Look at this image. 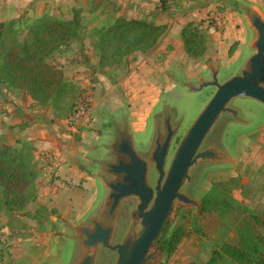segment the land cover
Returning <instances> with one entry per match:
<instances>
[{
  "label": "rangeland",
  "instance_id": "1",
  "mask_svg": "<svg viewBox=\"0 0 264 264\" xmlns=\"http://www.w3.org/2000/svg\"><path fill=\"white\" fill-rule=\"evenodd\" d=\"M213 1L216 0H79L73 8L63 11L54 8L49 11L53 16L49 17L57 21L67 22L74 15L79 18L75 36L47 59L49 65L64 71L67 83L76 87L75 104L79 103L82 95L88 93L92 95V99L95 95L102 98L106 85L115 86L124 78L131 77L132 72L139 71L148 58L163 62L170 55L175 57L172 61L176 66L166 69L170 73L168 76L171 81L166 83L152 117L145 120L146 122L141 120L144 131L130 129L134 151L148 164L147 177L151 186H154L157 174L150 162V155L157 133L162 137L165 135V118L169 117L171 127L176 129L166 160V170L180 140L215 93L213 87L196 92L188 87L197 89L202 81L199 79H203V82L211 81L213 75L206 66L215 71L218 84L226 82L245 69L252 53L245 44L239 59L234 60L225 56L227 47L226 50L222 49L218 62L214 60L219 47L227 44L223 34L226 24L235 22V19L227 15V7L236 9L239 14L236 17L242 18L248 35L246 42L249 41L250 31L246 24L247 8L243 4L234 8L232 3L228 2L227 5L225 0L222 2L226 6L224 3L218 6ZM209 7V12L203 10ZM34 13L33 10L31 14L34 16ZM118 18L151 23L161 27L162 34L157 44L147 52H134L116 64L103 66L100 64L99 52L95 49L98 33L113 25ZM33 21L35 20H31L21 11L17 19L0 23L12 27L5 29V42L9 44L7 46H14L10 38L19 44L23 43L27 29ZM188 23L197 26L205 38L206 50L198 59L189 58L183 47H176L181 41L180 31ZM234 27L240 28L239 24ZM229 36L231 34L227 38ZM147 66L150 69L159 67ZM137 74L142 77V73ZM100 79L104 84L99 87L93 88L89 83L84 84L85 81L95 84ZM19 93L26 96L21 91L0 86V117L7 111L5 107L8 101H12L8 96ZM33 102L52 111L49 105ZM229 107L236 112L235 117L221 115L200 150H213L221 158L198 161L190 169L189 182L181 189L184 195L197 202L198 208L176 203L165 228L164 234L167 237L177 228H183L186 236L169 258L165 253H159L157 244L154 243L150 253L156 255L146 264H206L215 250L223 245L238 246L242 240L247 245L252 240L257 242L258 247L263 249L261 256L264 257V105L251 99L236 98L230 102ZM126 114L125 108L113 114L105 111L100 114L104 123L101 127L103 135L95 142V150L89 153V157L104 158L97 170L103 186L97 182V200L89 216L82 220H70L67 225L61 218L60 211L44 207L41 203H33L35 201L20 212L2 211L0 264H79L88 250L82 245L84 237L77 230L91 228L89 222L94 217L105 226L113 225L112 245L122 242L133 223L130 213L135 209L136 201L124 200L112 221L104 218L109 194L104 182L113 181L115 177L106 172L103 163H114L116 160L112 154V145L118 132L127 128ZM3 134L1 130L0 144L4 142L1 138L4 137ZM106 146L108 152L104 150ZM31 155L33 157L32 152ZM34 165L36 167L35 162ZM40 173L41 176L48 175L43 167ZM55 174L48 175L50 180H53ZM40 175L37 174V177ZM207 195H212L214 199L208 208L202 203ZM139 228L135 225L134 231L138 232ZM47 249L52 255L45 253ZM115 261L114 252L100 246L96 248L93 264H115ZM217 264L235 263L223 257Z\"/></svg>",
  "mask_w": 264,
  "mask_h": 264
},
{
  "label": "crops",
  "instance_id": "2",
  "mask_svg": "<svg viewBox=\"0 0 264 264\" xmlns=\"http://www.w3.org/2000/svg\"><path fill=\"white\" fill-rule=\"evenodd\" d=\"M222 1L224 0L213 2L219 6L224 3ZM225 1L227 5H229L228 2L232 3L234 8L243 4L247 9L255 11L264 20V0ZM78 2L79 0H0V23L17 19L21 11L31 20L51 17L50 10L58 8L63 11L75 7ZM210 8L203 10L209 12ZM230 8L231 6L227 7V15L235 19V22L226 24L224 28L223 34L226 38L224 40L227 44L223 45L224 47H219L214 59L216 62L223 52L222 49L226 50L227 47L225 56L234 60L239 59L241 49L245 44L252 50L251 55L254 53L252 48L256 39L254 30L246 20L250 31L249 41L246 42L248 35L242 18L236 17L239 15L236 13V9ZM33 10L35 11L34 16L31 14ZM237 24L240 28L234 27ZM228 34L231 36L227 38ZM176 47L182 49L181 41ZM231 47H234V51L232 55H229L228 52ZM174 58L170 55L163 62L153 58L146 59L141 69L133 71L131 77L124 78L123 82H118L119 84L115 86L106 85V92L102 98H97L95 95L92 99V95L88 93L90 98L89 110L86 117L78 124L56 118L51 110L35 105L29 97L22 93L8 96L9 100L12 101H8V105L5 107L7 111H4L0 117V132L2 130L4 133V137H1L4 139L2 143L15 148L21 144L31 147L36 164L35 171L38 175L41 174L40 169L43 167L42 154H53L58 162L53 180H50L46 174L37 177V198L33 203H41L44 207L57 209L67 225L71 221L82 220L89 216L97 200V182L103 186L101 178L97 175V170L104 158L89 157V153L95 150V142L103 135L101 127L104 123L100 116L101 112L113 114V112L125 108L127 109L126 127L129 134H131L130 129L144 131L141 120L145 121L152 117L153 109L156 107L166 83L171 81L168 76L170 73L166 69L176 66L172 61ZM147 65H153L154 68L159 65V67L150 69ZM205 68L210 71L208 66ZM62 72L64 73V71ZM137 73H142V77ZM64 78L66 79L65 73ZM101 80L95 84L85 81L84 84L89 83L93 88L99 87L104 84ZM201 80L203 81V79H199V81ZM104 150L108 152L107 146ZM45 251V253L52 255L48 249Z\"/></svg>",
  "mask_w": 264,
  "mask_h": 264
},
{
  "label": "water",
  "instance_id": "3",
  "mask_svg": "<svg viewBox=\"0 0 264 264\" xmlns=\"http://www.w3.org/2000/svg\"><path fill=\"white\" fill-rule=\"evenodd\" d=\"M246 19L256 35L252 46L254 53L245 69L226 82L218 84L215 71L210 69L213 75L211 81H201L197 89L188 87L194 92L213 87L215 93L180 140L166 170L168 151L176 129H172L170 118H165L166 134L162 137L157 133L150 155V162L157 174L154 188L148 183L147 162L133 149L131 134L127 128L118 132L112 145L116 160L114 163H103L106 172L115 177L113 181L104 182L109 190L104 218L112 221L124 200L136 198L138 204L131 213L133 223L122 242L114 245L111 244L113 225L105 226L94 217L89 222L91 228H79L78 233L84 237L82 245L88 250L79 264H93L98 246L116 254L115 264H145L151 259L150 249L170 220L175 204L198 208L197 202L184 195L181 189L189 182L190 169L198 161L221 158L213 150L200 151L213 126L223 114L235 117L236 112L229 107L233 99L247 98L264 105V20L250 9L246 11ZM137 222L140 228L135 232Z\"/></svg>",
  "mask_w": 264,
  "mask_h": 264
},
{
  "label": "trees",
  "instance_id": "4",
  "mask_svg": "<svg viewBox=\"0 0 264 264\" xmlns=\"http://www.w3.org/2000/svg\"><path fill=\"white\" fill-rule=\"evenodd\" d=\"M78 19V15H74L67 22L50 17L35 20L28 27L23 43L10 38L14 45L10 47L5 42V29L12 27L0 24V86L21 91L38 104L49 105L56 118L69 120L78 105L75 104L76 87L67 83L63 72L49 65L47 59L75 36ZM161 34L162 28L151 23L118 18L98 33L95 49L99 52L100 64L113 65L128 54L147 52L157 44ZM180 40L189 58L198 59L205 53L204 35L192 23L181 29ZM233 51L234 47H231L229 55ZM31 152L32 148L26 144L19 148L0 144V213L23 211L36 200L37 173ZM213 200L212 195H207L202 203L208 208ZM168 223L154 243L157 251L169 258L186 236V231L177 228L167 237L164 233ZM243 241L238 246L223 245L213 252L206 264H217L223 257L235 264H264L263 249L258 243L252 240L247 245L244 241V246Z\"/></svg>",
  "mask_w": 264,
  "mask_h": 264
},
{
  "label": "built area",
  "instance_id": "5",
  "mask_svg": "<svg viewBox=\"0 0 264 264\" xmlns=\"http://www.w3.org/2000/svg\"><path fill=\"white\" fill-rule=\"evenodd\" d=\"M90 106L89 94L82 95L75 111L71 115L69 122L72 124H78L81 120L86 117ZM42 166L48 175L53 174L58 167L57 158L55 155L50 153H44L41 156Z\"/></svg>",
  "mask_w": 264,
  "mask_h": 264
},
{
  "label": "flooded vegetation",
  "instance_id": "6",
  "mask_svg": "<svg viewBox=\"0 0 264 264\" xmlns=\"http://www.w3.org/2000/svg\"><path fill=\"white\" fill-rule=\"evenodd\" d=\"M228 115H231V114H228ZM231 116H233V115H231ZM173 129V128H172ZM175 129V128H174ZM165 134H166V131H165ZM173 139V138H172ZM172 141V140H171ZM170 146H171V143H170ZM170 149V148H169ZM168 154H169V151H168ZM168 157V156H167ZM171 161V160H170ZM147 179H148V177H147ZM156 180H157V177H156ZM156 180H155V183H156ZM148 183H149V181H148ZM155 183H154V186H151L150 184V186L152 187V188H154L155 187ZM129 199H134L135 201H136V205H135V209L133 210V211H135L136 210V206H137V204H138V201H137V199L136 198H129ZM126 200H128V199H126ZM133 211H131V213L133 212ZM131 213H130V218H131ZM139 221V220H138ZM136 226H138V227H140L139 226V222H137V224H136ZM155 255H156V253L154 254V253H151V259L149 260V261H151V260H153L154 259V257H155ZM147 263V262H146ZM145 263V264H146Z\"/></svg>",
  "mask_w": 264,
  "mask_h": 264
}]
</instances>
